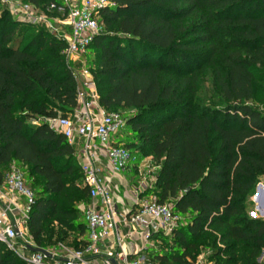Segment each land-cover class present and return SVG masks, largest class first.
I'll return each mask as SVG.
<instances>
[{
    "label": "trees",
    "instance_id": "obj_1",
    "mask_svg": "<svg viewBox=\"0 0 264 264\" xmlns=\"http://www.w3.org/2000/svg\"><path fill=\"white\" fill-rule=\"evenodd\" d=\"M22 1L46 11L59 0ZM112 1L90 46L100 102L136 111L126 131L137 145L125 146L139 163H158V202L190 220L171 237L153 236L162 245L151 261L197 264L212 247L215 264H260L264 220L248 211L264 177V0ZM65 45L0 7V180L18 163L35 193L41 183L29 230L46 251L71 234L81 237L73 249L88 244L80 206L89 189L75 150L44 122L77 107ZM207 67L220 107L197 101ZM0 264L27 263L0 242Z\"/></svg>",
    "mask_w": 264,
    "mask_h": 264
},
{
    "label": "built area",
    "instance_id": "obj_2",
    "mask_svg": "<svg viewBox=\"0 0 264 264\" xmlns=\"http://www.w3.org/2000/svg\"><path fill=\"white\" fill-rule=\"evenodd\" d=\"M0 4L8 6L19 21L44 28L66 44L63 55L77 85V107L67 117L44 122L74 148L81 183L89 189V202L81 206L88 244L80 249L60 244L47 251L49 256L35 253L29 248H37L29 222L36 193L21 165L12 164L0 180V242L27 264H155L145 253L150 247L159 251L162 245L153 236L171 237L182 226L183 217L173 203L161 204L158 198L148 197L153 181L144 164L153 159L136 163V156L119 142L126 120L102 106L88 60L91 44L104 31L100 13L115 4L112 0H59L47 13L18 0H0ZM136 166L139 180L126 187L131 206L120 209L113 179Z\"/></svg>",
    "mask_w": 264,
    "mask_h": 264
},
{
    "label": "rangeland",
    "instance_id": "obj_3",
    "mask_svg": "<svg viewBox=\"0 0 264 264\" xmlns=\"http://www.w3.org/2000/svg\"><path fill=\"white\" fill-rule=\"evenodd\" d=\"M18 2L24 3L22 0H18ZM0 7L2 9H8V6H4L1 4H0ZM40 10L43 11L44 13H47L43 9H40ZM49 15H53V14H49ZM94 57H95V55L92 52L89 53V57H88L89 62H91V59L93 60ZM92 63H94V62H92ZM90 65H91V63H90ZM92 66L96 67V64L94 63V64H92ZM222 100H223L222 93L220 92V90L216 86L214 71L212 68L207 67L206 70L203 72V74L200 76L199 89H198V93H197L198 104H200L201 107H207V106L220 107ZM113 113H118L125 120H128L129 118H131L132 116H134L136 114V111L128 110V109H119L117 111H114ZM41 121L42 120H39L37 123L35 122L34 124H38ZM118 140H119V142H124V144L136 142V145H137V140L135 139L134 134L131 131H126V129H124L121 132V137ZM133 148L137 149V146H134ZM136 163H139V161L137 160ZM13 164H16V163H13ZM144 165H145L146 173L148 175L147 177H149L153 181L152 182V188L148 191V197L158 198V194L155 190V184L157 182V174L159 172L160 167H159L158 163L154 160H147ZM20 167L25 172L26 180H27L28 184L30 185V182L28 179L29 177H28V173H27V168H25V167L23 168V166H20ZM37 184H38V186L36 188V193L39 194V193H41L42 187H41L40 182H38ZM259 185L264 186V177H261L259 179V183H258L257 187L251 193L250 201H251L252 205H251V207H249L248 216L251 218L264 220V215H262L261 212L258 210L260 203L256 201V197L259 194L258 193V186ZM81 206H80L81 217H82L81 219L83 220L84 219L83 210H82L83 208ZM125 209H129V207L125 208ZM189 222H190V220L188 218L183 217L182 226H184V227L187 226V224ZM75 238H81V237L74 235V234H71L69 236V239L63 245H65L66 247H68L70 249H73L74 247H73L72 243L75 240ZM82 238H84V237H82ZM19 242L22 243L21 240H18V244H19ZM33 243L36 245L35 240H33ZM220 247H222V246H220ZM162 248H163V246H162ZM160 249H161V246L159 247L158 250H160ZM213 251H214V249L212 247H208V248L202 250V253L200 254L201 264H215L213 261L210 260V257L212 255ZM156 252L157 251L155 249L150 247L148 249V251L145 253L147 256H150ZM23 253L26 255H30L25 250L23 251ZM258 262L260 264H264V252H262V254L260 255Z\"/></svg>",
    "mask_w": 264,
    "mask_h": 264
},
{
    "label": "crops",
    "instance_id": "obj_4",
    "mask_svg": "<svg viewBox=\"0 0 264 264\" xmlns=\"http://www.w3.org/2000/svg\"><path fill=\"white\" fill-rule=\"evenodd\" d=\"M138 165L139 164H137V166ZM137 166L121 174L115 179H113L115 185H117V188H118L116 194L119 199L120 209H125L131 206L130 201L127 199L129 195H128V191L126 190V187L127 186L131 187L132 185L138 182L139 180L138 167L139 166L138 167ZM86 238L88 239V234L86 235Z\"/></svg>",
    "mask_w": 264,
    "mask_h": 264
},
{
    "label": "water",
    "instance_id": "obj_5",
    "mask_svg": "<svg viewBox=\"0 0 264 264\" xmlns=\"http://www.w3.org/2000/svg\"><path fill=\"white\" fill-rule=\"evenodd\" d=\"M258 193L259 194L256 197V201L260 203L258 210L261 212L262 215H264V188L262 185L258 186ZM29 248L31 251H33L35 253L45 254V255L49 256V254L46 250L38 249V248H34V247H29Z\"/></svg>",
    "mask_w": 264,
    "mask_h": 264
}]
</instances>
